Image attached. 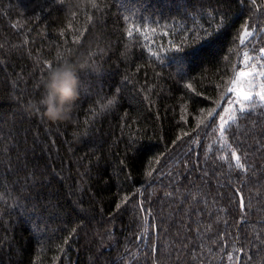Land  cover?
Wrapping results in <instances>:
<instances>
[{
	"label": "trees",
	"instance_id": "16d2710c",
	"mask_svg": "<svg viewBox=\"0 0 264 264\" xmlns=\"http://www.w3.org/2000/svg\"><path fill=\"white\" fill-rule=\"evenodd\" d=\"M263 49L264 0H0V264H264Z\"/></svg>",
	"mask_w": 264,
	"mask_h": 264
},
{
	"label": "clouds",
	"instance_id": "9594fccd",
	"mask_svg": "<svg viewBox=\"0 0 264 264\" xmlns=\"http://www.w3.org/2000/svg\"><path fill=\"white\" fill-rule=\"evenodd\" d=\"M41 104L50 121L64 119L78 99L79 80L74 69L67 64L51 68L44 82Z\"/></svg>",
	"mask_w": 264,
	"mask_h": 264
},
{
	"label": "snow or ice",
	"instance_id": "6c2138e0",
	"mask_svg": "<svg viewBox=\"0 0 264 264\" xmlns=\"http://www.w3.org/2000/svg\"><path fill=\"white\" fill-rule=\"evenodd\" d=\"M128 35L131 36V35H132V32L129 31ZM241 39L243 40V36L241 37ZM251 75H252L251 72H248V71H240V72L237 74V81H239V80L242 79V78L249 77V76H251ZM262 75H264V74H262ZM234 83H235V82H234ZM229 92H230V93L235 92V93L237 94V97L241 98L243 101H249V100L252 99L251 95H250L249 93L245 92L243 89L232 88V89H229ZM260 99H261V100H264V94H262V95L260 96ZM223 119H224V118L221 117V120H223ZM220 127H221V130H226L223 124H221ZM233 155L235 156V154H233ZM235 158H236L237 160H239V157H235ZM237 166H238V167H242V166L239 165V164H238Z\"/></svg>",
	"mask_w": 264,
	"mask_h": 264
},
{
	"label": "water",
	"instance_id": "95a60500",
	"mask_svg": "<svg viewBox=\"0 0 264 264\" xmlns=\"http://www.w3.org/2000/svg\"><path fill=\"white\" fill-rule=\"evenodd\" d=\"M243 36V40L241 39V37ZM251 38V34L247 31L246 28L243 29V31L241 32L240 34V44H242L243 42H246L248 39ZM234 74L232 75L231 79L229 80V83H228V86L225 90V92L223 93V95L221 96V98L219 99L218 103L216 104V106L213 108L212 112H211V115H210V119L212 117H214L217 113V111L220 109L223 101L226 99V97L228 95H230L231 93L229 92V89H232L233 88V85H234Z\"/></svg>",
	"mask_w": 264,
	"mask_h": 264
},
{
	"label": "rangeland",
	"instance_id": "374dc122",
	"mask_svg": "<svg viewBox=\"0 0 264 264\" xmlns=\"http://www.w3.org/2000/svg\"><path fill=\"white\" fill-rule=\"evenodd\" d=\"M264 50V49H263ZM248 72H251V71H248ZM252 73V72H251ZM251 76L249 77H245V78H242L240 79L239 81H237V78L236 80H234V85H233V88H238V89H242V86L244 84V82L246 80H248ZM245 92H247L246 90H244ZM248 93V92H247ZM241 101L239 97H237V94L235 92H232V94L228 97L226 103H228V106L226 107V109H231V106L233 105V103H237ZM228 112L226 111L225 115L227 114ZM224 115V116H225ZM223 115H221L219 118L221 119V117H224Z\"/></svg>",
	"mask_w": 264,
	"mask_h": 264
}]
</instances>
